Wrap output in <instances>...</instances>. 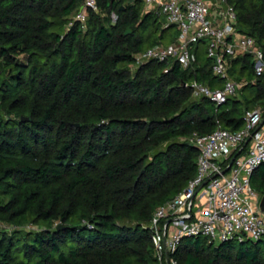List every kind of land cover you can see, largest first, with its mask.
<instances>
[{
    "label": "trees",
    "instance_id": "16d2710c",
    "mask_svg": "<svg viewBox=\"0 0 264 264\" xmlns=\"http://www.w3.org/2000/svg\"><path fill=\"white\" fill-rule=\"evenodd\" d=\"M96 1L83 22V0H0V264H159L145 225L196 177L189 137L217 120L239 129L246 110H264V73L218 107L193 95L192 80L224 85L201 43L188 67H134L137 53L175 41L176 26L143 0ZM229 1L239 31L264 49V0ZM228 72L255 79L253 56L230 57ZM251 180L263 195L264 163ZM172 255L264 264V236H184Z\"/></svg>",
    "mask_w": 264,
    "mask_h": 264
},
{
    "label": "built area",
    "instance_id": "2783aa9c",
    "mask_svg": "<svg viewBox=\"0 0 264 264\" xmlns=\"http://www.w3.org/2000/svg\"><path fill=\"white\" fill-rule=\"evenodd\" d=\"M143 2L146 11H158L165 17V27L175 25L179 34L173 42L137 53L135 65L151 60H172L188 67L198 59L194 47L205 42L206 53L213 60L214 73L224 79V85L212 88L192 80L185 86L193 88L195 97L206 96L217 107L244 85L255 84L264 73V49L253 36L239 31L237 11L229 0ZM90 8L98 11L97 1L83 0L76 19L85 22ZM111 17L115 22L118 15L112 12ZM246 53L254 58L256 78L238 81L229 75V58ZM263 114L260 106L248 109L244 114V125L239 129L225 128L217 120L214 131L195 132L189 137L199 150L197 175L183 191L157 208L145 225L151 230L159 264H180L172 254L184 236H205L216 245L227 240H259L264 236L262 195L251 180L253 172L264 163ZM238 152L230 165L231 158ZM0 227H5L1 221ZM12 227L6 228L11 230ZM25 228L31 229V225Z\"/></svg>",
    "mask_w": 264,
    "mask_h": 264
},
{
    "label": "water",
    "instance_id": "95a60500",
    "mask_svg": "<svg viewBox=\"0 0 264 264\" xmlns=\"http://www.w3.org/2000/svg\"><path fill=\"white\" fill-rule=\"evenodd\" d=\"M121 9L124 8V6H121L120 7ZM130 32V29H127L126 33H129ZM213 59L216 60V56L213 57ZM185 85V84H184ZM23 120H29V117H22ZM263 122H264V119H263ZM262 122V123H263ZM249 141V140H248ZM247 141V143H248ZM247 143L245 145H247ZM240 152L236 153L232 158H231V161H230V165L233 163L234 159L236 158V156L239 154ZM229 169V168H228ZM227 169V170H228ZM260 208L262 211H264V194L262 195V199H261V204H260ZM62 226L60 225L59 228H61Z\"/></svg>",
    "mask_w": 264,
    "mask_h": 264
},
{
    "label": "rangeland",
    "instance_id": "374dc122",
    "mask_svg": "<svg viewBox=\"0 0 264 264\" xmlns=\"http://www.w3.org/2000/svg\"><path fill=\"white\" fill-rule=\"evenodd\" d=\"M144 7H145V5H144ZM175 31V29L174 28H172L170 31H169V35L170 34H172L173 32ZM201 52H202V55L203 56H206L207 55V53H206V43L205 42H201ZM208 56V55H207ZM134 67H137V65H135ZM133 67V68H134ZM246 94L248 93H250L251 92V89L249 88V89H247L246 91ZM259 193H261V191H259L258 189H256Z\"/></svg>",
    "mask_w": 264,
    "mask_h": 264
},
{
    "label": "crops",
    "instance_id": "0c3cea01",
    "mask_svg": "<svg viewBox=\"0 0 264 264\" xmlns=\"http://www.w3.org/2000/svg\"><path fill=\"white\" fill-rule=\"evenodd\" d=\"M239 97H241V95H239ZM262 129L264 130V122L262 123Z\"/></svg>",
    "mask_w": 264,
    "mask_h": 264
}]
</instances>
